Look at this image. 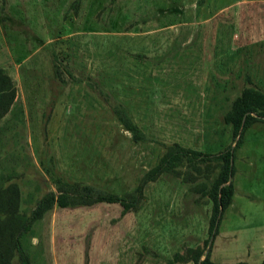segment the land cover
<instances>
[{
	"label": "rangeland",
	"instance_id": "374dc122",
	"mask_svg": "<svg viewBox=\"0 0 264 264\" xmlns=\"http://www.w3.org/2000/svg\"><path fill=\"white\" fill-rule=\"evenodd\" d=\"M0 67L15 85L0 117V185L17 183L19 211L54 190L53 175L124 196L171 143L233 145L223 114L242 87L264 91V0H0ZM198 165L162 171L124 212L117 201L53 204L22 238L30 264H192L171 259L207 236L211 201L197 187L211 174ZM232 165L209 257L257 264L264 117Z\"/></svg>",
	"mask_w": 264,
	"mask_h": 264
},
{
	"label": "trees",
	"instance_id": "16d2710c",
	"mask_svg": "<svg viewBox=\"0 0 264 264\" xmlns=\"http://www.w3.org/2000/svg\"><path fill=\"white\" fill-rule=\"evenodd\" d=\"M201 0H198L200 3ZM15 96V85L11 77L0 67V117L10 108ZM117 120L124 129L130 132L134 140H141L144 135L137 123L130 117L123 106L114 109ZM264 117V91L247 85L241 88L232 99L229 108L223 114L225 122L231 126L233 145L227 144L216 153H202L198 149L184 147L178 143H171L161 154L158 160L149 167L135 185L132 192L119 196L115 192L97 188L91 184L78 183L67 180L59 175L51 176L54 190L45 192L28 213L20 210V190L16 182L9 181L0 185V264H10L16 255L20 264H30L25 251L22 238L30 229L34 221L39 219L53 204L57 206L91 204L97 201L119 202L122 212L134 207L139 201L143 185L153 180L162 171H172L178 174L176 165L186 163L187 166L199 170L198 162H204V168L211 176L206 181L198 184L197 190L206 195L211 201L210 215L208 219L207 236L201 244L188 246L181 252H175L171 260L191 261L192 264H249L243 261L235 263H218L213 261L210 255V244L216 233L217 225L222 211L226 208L233 192L231 180L227 181L233 173V165L230 164L236 147L242 142L246 128L255 120ZM215 171V172H213ZM50 174V171H48ZM257 264H264V257Z\"/></svg>",
	"mask_w": 264,
	"mask_h": 264
},
{
	"label": "water",
	"instance_id": "95a60500",
	"mask_svg": "<svg viewBox=\"0 0 264 264\" xmlns=\"http://www.w3.org/2000/svg\"><path fill=\"white\" fill-rule=\"evenodd\" d=\"M230 164H232V155H230ZM230 180V174L228 175V178H227V181H229Z\"/></svg>",
	"mask_w": 264,
	"mask_h": 264
}]
</instances>
